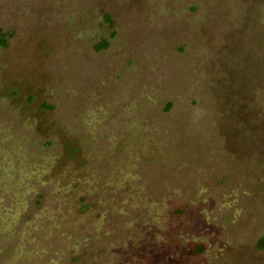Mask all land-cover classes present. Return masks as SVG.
Wrapping results in <instances>:
<instances>
[{
	"label": "rangeland",
	"instance_id": "rangeland-1",
	"mask_svg": "<svg viewBox=\"0 0 264 264\" xmlns=\"http://www.w3.org/2000/svg\"><path fill=\"white\" fill-rule=\"evenodd\" d=\"M0 29V264H264V0H0Z\"/></svg>",
	"mask_w": 264,
	"mask_h": 264
},
{
	"label": "trees",
	"instance_id": "trees-1",
	"mask_svg": "<svg viewBox=\"0 0 264 264\" xmlns=\"http://www.w3.org/2000/svg\"><path fill=\"white\" fill-rule=\"evenodd\" d=\"M107 18V17H106ZM108 19V18H107ZM0 44L2 46L6 45V40L4 38V33L1 31L0 29ZM103 44L105 45L106 43L103 42ZM95 48H99V45H96ZM258 248H264V233L258 238L257 243H256Z\"/></svg>",
	"mask_w": 264,
	"mask_h": 264
}]
</instances>
